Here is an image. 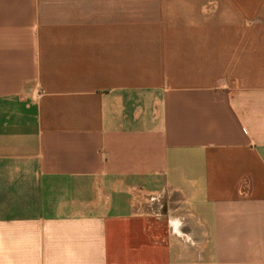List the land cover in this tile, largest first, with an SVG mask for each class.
I'll list each match as a JSON object with an SVG mask.
<instances>
[{"label": "crops", "instance_id": "1", "mask_svg": "<svg viewBox=\"0 0 264 264\" xmlns=\"http://www.w3.org/2000/svg\"><path fill=\"white\" fill-rule=\"evenodd\" d=\"M0 264H264V0H0Z\"/></svg>", "mask_w": 264, "mask_h": 264}, {"label": "clouds", "instance_id": "2", "mask_svg": "<svg viewBox=\"0 0 264 264\" xmlns=\"http://www.w3.org/2000/svg\"><path fill=\"white\" fill-rule=\"evenodd\" d=\"M169 223H170V225L173 224V223H175V224H180L181 221H180L179 219H176L175 221H171V220H170Z\"/></svg>", "mask_w": 264, "mask_h": 264}]
</instances>
